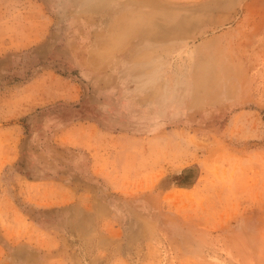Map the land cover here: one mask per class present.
I'll return each mask as SVG.
<instances>
[{
	"label": "rangeland",
	"instance_id": "rangeland-1",
	"mask_svg": "<svg viewBox=\"0 0 264 264\" xmlns=\"http://www.w3.org/2000/svg\"><path fill=\"white\" fill-rule=\"evenodd\" d=\"M165 1L0 0V264H264V0Z\"/></svg>",
	"mask_w": 264,
	"mask_h": 264
},
{
	"label": "bare ground",
	"instance_id": "bare-ground-1",
	"mask_svg": "<svg viewBox=\"0 0 264 264\" xmlns=\"http://www.w3.org/2000/svg\"><path fill=\"white\" fill-rule=\"evenodd\" d=\"M150 1H153V0H150ZM155 2L157 3H155V5L156 6H161V5H163V3H165L166 1L165 0H155Z\"/></svg>",
	"mask_w": 264,
	"mask_h": 264
}]
</instances>
